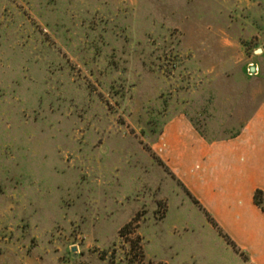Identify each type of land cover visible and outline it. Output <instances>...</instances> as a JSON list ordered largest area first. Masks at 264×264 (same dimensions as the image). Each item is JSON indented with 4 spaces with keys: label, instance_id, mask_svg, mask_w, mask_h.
<instances>
[{
    "label": "rangeland",
    "instance_id": "374dc122",
    "mask_svg": "<svg viewBox=\"0 0 264 264\" xmlns=\"http://www.w3.org/2000/svg\"><path fill=\"white\" fill-rule=\"evenodd\" d=\"M263 106L264 0H0V264H253L187 143Z\"/></svg>",
    "mask_w": 264,
    "mask_h": 264
},
{
    "label": "crops",
    "instance_id": "0c3cea01",
    "mask_svg": "<svg viewBox=\"0 0 264 264\" xmlns=\"http://www.w3.org/2000/svg\"><path fill=\"white\" fill-rule=\"evenodd\" d=\"M189 132L191 140L187 145L194 151L192 144L196 143L194 152L200 153L203 162L201 171L192 177L195 191L202 195V202L217 219L221 218L218 203L221 204V199L227 201L222 194L235 195L240 205L244 203V214L233 211L229 204L221 206L229 217L239 218L238 222L234 221L233 229L230 226L231 230H227L253 264H264V212L253 201L255 190H264V106L235 138L207 144L197 135L195 137L193 131ZM194 160L193 155L188 162L191 164ZM242 194H246L245 200L239 198Z\"/></svg>",
    "mask_w": 264,
    "mask_h": 264
},
{
    "label": "trees",
    "instance_id": "16d2710c",
    "mask_svg": "<svg viewBox=\"0 0 264 264\" xmlns=\"http://www.w3.org/2000/svg\"><path fill=\"white\" fill-rule=\"evenodd\" d=\"M253 201L254 203L264 212V190L263 189H256L253 194ZM217 224V223H216ZM228 242L232 244L233 247H236V243L226 235Z\"/></svg>",
    "mask_w": 264,
    "mask_h": 264
},
{
    "label": "water",
    "instance_id": "95a60500",
    "mask_svg": "<svg viewBox=\"0 0 264 264\" xmlns=\"http://www.w3.org/2000/svg\"><path fill=\"white\" fill-rule=\"evenodd\" d=\"M250 70L254 72V71H255V67H251V69H250Z\"/></svg>",
    "mask_w": 264,
    "mask_h": 264
}]
</instances>
